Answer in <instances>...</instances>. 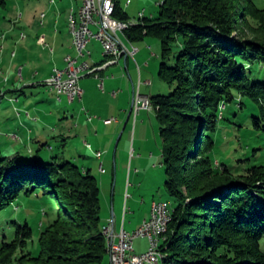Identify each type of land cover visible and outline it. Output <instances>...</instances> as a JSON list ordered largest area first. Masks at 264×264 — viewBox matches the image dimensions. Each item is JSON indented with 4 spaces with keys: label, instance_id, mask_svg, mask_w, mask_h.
Listing matches in <instances>:
<instances>
[{
    "label": "trees",
    "instance_id": "16d2710c",
    "mask_svg": "<svg viewBox=\"0 0 264 264\" xmlns=\"http://www.w3.org/2000/svg\"><path fill=\"white\" fill-rule=\"evenodd\" d=\"M11 1L0 0V9ZM160 6L158 18L145 17L126 31L132 42H162L160 76L171 90L151 97L173 200L160 264H264V166L242 174L211 158L227 104L248 96L263 107L264 82H253L246 71L264 64V8L256 0H162ZM115 18L131 21L118 2ZM253 124L264 133V113ZM41 154L26 159L0 152V212L37 191L53 206L39 255L26 252L33 229L25 224L0 241V264L19 254L21 264H101L108 240L99 181Z\"/></svg>",
    "mask_w": 264,
    "mask_h": 264
},
{
    "label": "rangeland",
    "instance_id": "374dc122",
    "mask_svg": "<svg viewBox=\"0 0 264 264\" xmlns=\"http://www.w3.org/2000/svg\"><path fill=\"white\" fill-rule=\"evenodd\" d=\"M55 1V4H52L51 0H16L9 2L6 8L0 9V33L7 35V39L2 44L0 42V46L3 45L1 50L5 52L4 57L7 68H11L9 73L6 72V77L4 74L0 75V82L4 81L2 83L7 84L5 82L9 79L7 89L15 91H7L6 96H0V152L8 158H11L15 152L24 156V147L16 144V140L12 137L16 136L14 134L19 132V129H22V132L24 131L21 126H24L28 118L32 119L28 122L31 128L40 127V124L43 123L42 119L46 120L49 130L53 134L62 122L60 118L62 109L59 108V105L52 106L50 104L47 106L43 102L50 89L45 86L48 79L43 80L38 77L32 81H28L29 79L24 80V76L27 77L30 73L34 74L39 70L38 59L36 58L38 55L46 60L50 59L53 45L49 35L55 29V20L63 15L60 28L63 29L66 35L71 32L69 16L73 13L72 7L75 8L76 5H72L71 0ZM78 1L79 3L82 2V0ZM130 1L132 4L128 6L129 0H120L122 9L128 13L131 21H138L139 13L143 11H145L147 18L159 17L162 0ZM75 2L74 4H76ZM256 2L261 8H264V0H256ZM42 14H46L47 18L42 19ZM42 22L45 23L44 26ZM252 24L257 25L255 22H252ZM44 33L49 36V39L47 40L48 45L43 47L37 43ZM22 34H25L26 38H22ZM5 37V35H2L1 39L4 40ZM31 45L32 47L28 49ZM135 47L140 48L147 58L146 62L148 64L145 66L140 59L142 55L139 53L137 56L145 76L144 79H149L152 84L143 88L142 95L149 97L159 94L169 95L171 90L160 76L161 64L163 63L162 42L155 37H146L142 42L136 43ZM174 50L177 51L178 47L176 46ZM13 52H16V57L12 56ZM24 69L26 70L24 71ZM246 72L253 82H264V64H253L247 68ZM136 83L138 86V79ZM78 102L80 101H76V103ZM26 106L29 108L30 114L26 111ZM131 107L132 102L129 99L125 104L124 102L114 104L116 109L114 118H121L122 125L119 126V132H109L112 151L108 162H106V156L102 160L97 159L94 152L98 150H89L86 145L82 144L81 140L80 147L81 154L85 156L87 164L91 167L92 175L99 183L102 184L104 177L109 179L108 184L111 193L115 177L114 156H117L118 190H121L123 183L127 188L130 187V192H128L130 195H127V198L133 194L136 195L138 202L135 209L138 212L137 218H141L146 214L150 215L154 202L168 201L172 204L173 200L165 184L164 141L161 136L160 123L152 111L142 112L137 120L135 115H132V118L127 121ZM44 108L48 109L46 110L47 113L44 112ZM124 109L128 110L127 114L122 113ZM38 110H43V112ZM51 112L54 113L53 116ZM263 113L264 103L261 107L248 96L239 97L233 103L227 104V108L224 110V120L219 123L218 129L213 135L216 146L211 154L212 160L216 163L225 164L233 171L242 174L245 173L243 170L253 166H264V133L257 130L253 124V118L260 117ZM87 115L88 117H96L89 115V113ZM38 117L41 122L35 123L34 120L39 121ZM116 127L118 126H114L113 129H116ZM100 134L104 136L105 132L102 131ZM18 135L23 136L24 132ZM47 148L49 149V147ZM46 154L44 153V155ZM102 162H104L105 169L108 172L106 175L100 171ZM220 164L217 165L221 168ZM79 166L83 169L81 165ZM132 203L130 202V208H132ZM44 208L41 191L32 192L28 195L21 194L10 206L0 212V241L4 237L11 240L20 226L29 224L33 229V237L26 252L33 257L38 256L41 231L48 224L46 223L45 227H42L40 221H47L50 218L49 215L45 217L44 214L42 216ZM262 248L264 250V240L262 241ZM20 256L21 254L11 264H21L18 259Z\"/></svg>",
    "mask_w": 264,
    "mask_h": 264
},
{
    "label": "crops",
    "instance_id": "0c3cea01",
    "mask_svg": "<svg viewBox=\"0 0 264 264\" xmlns=\"http://www.w3.org/2000/svg\"><path fill=\"white\" fill-rule=\"evenodd\" d=\"M74 1H76L75 2L76 4H74ZM74 1L71 0L72 5H76L75 8L74 6L72 7V12L74 14H77L83 4V0L80 3L78 0H74ZM55 2L56 1L54 0V2L52 3L51 0L52 4H55ZM129 2L127 4L128 6L132 4L130 0ZM118 3H119V8L123 10L121 7L120 0L118 1ZM43 15H45V18H47L46 14H42V19H43ZM62 16L63 15H61L60 18H57L55 20V24H54L55 29L49 35L51 39V43L53 45V48L51 49L50 59L46 60L41 55H38L36 58L38 59L39 70L34 74L30 73L27 77L24 76V80L29 79L28 81H32L33 79H36L38 77H41L43 80H47L52 76L53 70L55 68H64L66 66L67 56L69 55L76 56V50L73 44L72 33L70 32L69 35H66L63 32V29L60 28ZM42 25L44 26L45 23L43 22ZM2 35L6 36L4 40L1 39ZM49 36L46 33H44L43 36L39 39L37 44L43 47L47 46L48 45L47 40L49 39ZM120 37L123 44L129 48H131L132 46L135 47V44L139 43V42L130 41L125 34H121ZM6 39H7V35L0 33L1 44ZM43 39L45 40L44 42ZM2 46L3 45L0 46V71H2L3 73L1 74L0 72V75L4 74V76L5 75L7 76L6 72L9 73V70L11 68L10 67L7 68V62L4 57L5 52L4 50L3 51L1 50ZM31 47L32 45L28 49H30ZM136 48L138 49V52L135 56V59L121 58L118 63L109 65L108 67L102 69L99 72V75L104 82L103 88L100 87L101 84L100 79L97 78L95 75L83 78L81 80V87L83 88L84 96L82 101L78 103L76 102L71 103L65 95L59 96L55 91L49 89L47 93V97L43 102L47 106L50 104H52V106H55V104H57V106L59 105V108L62 109V112L60 113L62 115L60 117L62 122L60 126H58V130H55L58 133L55 132V134H53L50 132L46 120L44 121L42 119L43 123L40 124V127L35 126L34 128H31L28 122L31 121L32 119L28 118L27 122L24 123V126H21L22 128H24L23 131L24 135L23 136L21 135L22 137L18 135L19 133L20 134L23 133L22 129H19V132L14 134L19 137V139L15 141L16 144H19L20 146L24 147V158L29 159L31 157H34L36 152L42 149L41 156L46 160L51 161V159L54 158L59 163L69 162L77 166L83 173L87 171L91 172L90 165L87 164L85 160V156L81 154L80 145L82 141V144L84 146L85 143L87 142L93 146V149L102 151L104 153L103 158L106 156V162H108L110 160L109 156L112 151L111 138L109 132H114V131L119 132L120 130L119 126L122 125V120L121 118L118 117L116 118L118 120L117 122H114L112 124L105 123L106 120H110L115 117L114 115L116 114V109L114 108V104L115 103L122 104V102H124L125 104V102L128 99L132 102L134 89L139 87V84H140L141 92L143 91V88L151 84V81H149V79H144L145 76L144 73L142 72L141 64L137 60V56L139 53L142 55L140 59L143 65L145 66L148 64L146 62L147 58L144 56V53L141 52L140 48L138 47ZM88 49L91 53V55L86 59L89 62V64H91L92 66H98L106 62V58L103 55V49L99 42L92 41ZM14 53L15 56L13 55L12 56L16 57L17 54L16 52H13V54ZM138 67H140L141 69V75L139 73ZM25 70L26 69H24V71ZM136 76L138 79V86L136 83L137 81ZM2 82L4 81L0 82V96H6L7 91H9L7 89L8 88L7 84L9 82V79H7V82H5L7 84H3ZM9 92H15V91H9ZM114 93H116L115 96ZM11 100L13 101V99ZM84 109H86L87 112L84 111ZM46 110L48 109L44 108V112H46ZM26 111L29 112V108L27 106H26ZM38 111L43 112V110H38ZM122 111H124L122 112L124 114L128 113V110L126 109ZM87 113H89V115H94L96 117L92 121H89ZM28 114H30V112ZM53 114L54 113H52L51 115L53 116ZM131 118H132V114L131 115L128 114L127 121H129ZM96 119L98 120L96 121ZM34 122L35 123L41 122L40 118L39 121L34 120ZM114 126H118V127H116V129H113ZM102 131L105 132L104 136L100 134V132ZM136 136H137V131H136ZM46 145L52 146L53 150L49 151ZM6 149H10V148H6ZM44 153L47 154L44 155ZM17 154L20 153L15 152V154L12 157H14ZM102 163L105 168L104 162ZM79 165H81L83 169H81ZM114 171H115L114 173L115 177H114V185H113L112 193L110 192V187L108 184L109 179L107 177H104L102 184H100L102 221L105 226L109 223L110 220H114V229L116 233H119L122 229H125L128 232H133L139 229L145 220L150 218L151 212L150 215L146 214L141 218H137L138 212L135 209V207L138 201L135 197L136 195L133 194L131 196H128L127 198V195H130V193H128L130 192V187L127 188L125 186V183L122 184L121 190L120 191L118 190L119 177L116 174L117 156H114ZM107 173L108 172L106 171L104 175H106ZM43 199H44L45 208L43 209L44 213L42 216H44L45 214V217L49 215L50 218L47 221H40V226H42L43 223L44 224L49 223V221L53 218V206L45 198ZM130 202H133L132 208L129 207ZM134 246L137 253H143L146 252L147 249L149 248V241L148 239L139 238L135 240ZM101 264H111L109 252L107 257L104 259V261Z\"/></svg>",
    "mask_w": 264,
    "mask_h": 264
},
{
    "label": "built area",
    "instance_id": "2783aa9c",
    "mask_svg": "<svg viewBox=\"0 0 264 264\" xmlns=\"http://www.w3.org/2000/svg\"><path fill=\"white\" fill-rule=\"evenodd\" d=\"M118 1L86 0V13L82 14L84 34H77L78 43L74 45L76 56H67L66 66L64 68H55L51 78L45 82V86H48L59 96L65 95L71 103L82 101L83 99L84 91L81 87L83 78L95 75L100 79V87L103 88L104 82L99 75L102 69L118 63L121 58L135 59L138 49L134 46L129 48L124 45L120 36L121 34L126 35V31L140 24L146 17L145 11L139 13L138 21H121L115 18ZM44 18L45 15H43ZM92 41H97L101 44L103 55L106 58V62L102 65L92 66L86 60L91 55L88 48ZM138 70L141 75L140 67H138ZM115 95L116 93H114ZM150 100L151 97L142 95L139 84L138 89H134L132 97L131 114L135 115L136 120L142 112L149 110ZM94 118L89 116L88 120L92 121ZM117 121L116 118H113L106 120L105 123L112 124ZM12 138L18 140V137ZM85 145L89 150L93 151L91 144L86 142ZM94 155L99 160H102L104 153L95 151ZM100 171L102 174L106 173L103 163L100 165ZM170 209L171 203L154 202L151 218L145 220L142 226L133 232L122 229L119 233H116L114 220H110L104 226V229H106V237L109 240L111 264H152L155 260V252L160 251V243L163 241L164 234H166L165 221H167ZM139 238L148 239L149 248L146 252H136L134 242Z\"/></svg>",
    "mask_w": 264,
    "mask_h": 264
},
{
    "label": "bare ground",
    "instance_id": "6f19581e",
    "mask_svg": "<svg viewBox=\"0 0 264 264\" xmlns=\"http://www.w3.org/2000/svg\"><path fill=\"white\" fill-rule=\"evenodd\" d=\"M52 2H54V0H52ZM83 13H86V0H83V5L80 8L79 12L77 14L72 13V15H70V17H69V25H70L71 33H72V36H73V44L74 45L76 43H78L77 34H84V26L82 24V14ZM22 36H23V38H26L25 34H22ZM13 56H15V53L13 54ZM152 110H153V106H152V102L150 100V105H149L148 112H150ZM49 149L52 150V147H49ZM161 203H170V202H168V201H164L163 202L162 201ZM172 219H173V208L171 206V209H170L169 214L167 216V221H165V233L168 232V229H169V226H170V224L172 222ZM103 231H104V234L106 236V229L103 228ZM164 236H165V234H164ZM161 243H160V246H161ZM108 252H109V240H108ZM162 258H163V254H162L161 250L158 251V252H155V260L152 262V264H160Z\"/></svg>",
    "mask_w": 264,
    "mask_h": 264
},
{
    "label": "water",
    "instance_id": "95a60500",
    "mask_svg": "<svg viewBox=\"0 0 264 264\" xmlns=\"http://www.w3.org/2000/svg\"><path fill=\"white\" fill-rule=\"evenodd\" d=\"M131 113H132V107H131V110H130V113H129V115H131Z\"/></svg>",
    "mask_w": 264,
    "mask_h": 264
}]
</instances>
